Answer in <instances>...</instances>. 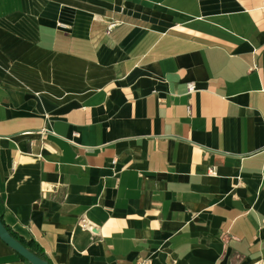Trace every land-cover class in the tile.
<instances>
[{"label":"crops","instance_id":"0c3cea01","mask_svg":"<svg viewBox=\"0 0 264 264\" xmlns=\"http://www.w3.org/2000/svg\"><path fill=\"white\" fill-rule=\"evenodd\" d=\"M0 216L51 264L264 261V0H0Z\"/></svg>","mask_w":264,"mask_h":264},{"label":"water","instance_id":"95a60500","mask_svg":"<svg viewBox=\"0 0 264 264\" xmlns=\"http://www.w3.org/2000/svg\"><path fill=\"white\" fill-rule=\"evenodd\" d=\"M0 238L5 241L21 257L28 260L31 264H51L35 255L23 243L18 241L6 228L0 216Z\"/></svg>","mask_w":264,"mask_h":264},{"label":"trees","instance_id":"16d2710c","mask_svg":"<svg viewBox=\"0 0 264 264\" xmlns=\"http://www.w3.org/2000/svg\"><path fill=\"white\" fill-rule=\"evenodd\" d=\"M2 219V218H1ZM3 221V220H2ZM4 223V222H3ZM8 231L21 243H23L30 251H32L35 255H37L39 258L48 261L51 263L48 258L46 257L44 251L41 247L34 241V239H26L25 237L18 235L16 232L12 231L6 224H4ZM23 258V257H22ZM25 259V258H24Z\"/></svg>","mask_w":264,"mask_h":264},{"label":"built area","instance_id":"2783aa9c","mask_svg":"<svg viewBox=\"0 0 264 264\" xmlns=\"http://www.w3.org/2000/svg\"><path fill=\"white\" fill-rule=\"evenodd\" d=\"M114 26V25H112ZM197 89V84L196 82L192 81V82H189L188 83V92L191 94L193 92H195ZM44 135H46V130L43 131ZM211 174H215V170L214 169H211ZM86 226V225H85ZM256 264H264V261H258Z\"/></svg>","mask_w":264,"mask_h":264}]
</instances>
